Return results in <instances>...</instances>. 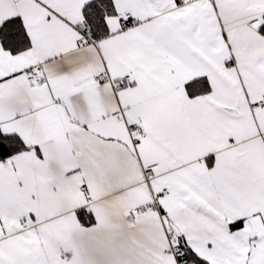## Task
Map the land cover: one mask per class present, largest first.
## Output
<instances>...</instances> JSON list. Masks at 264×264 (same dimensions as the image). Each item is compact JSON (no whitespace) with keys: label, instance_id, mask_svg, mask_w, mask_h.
Wrapping results in <instances>:
<instances>
[{"label":"snow or ice","instance_id":"6c2138e0","mask_svg":"<svg viewBox=\"0 0 264 264\" xmlns=\"http://www.w3.org/2000/svg\"><path fill=\"white\" fill-rule=\"evenodd\" d=\"M0 264H264V0H0Z\"/></svg>","mask_w":264,"mask_h":264}]
</instances>
